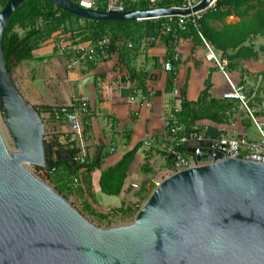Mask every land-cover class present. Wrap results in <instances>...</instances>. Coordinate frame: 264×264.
<instances>
[{
    "label": "water",
    "instance_id": "obj_1",
    "mask_svg": "<svg viewBox=\"0 0 264 264\" xmlns=\"http://www.w3.org/2000/svg\"><path fill=\"white\" fill-rule=\"evenodd\" d=\"M26 1L9 0L0 12V264H264V164L214 156L215 127L187 144L196 164L162 180L127 225L95 226L31 171L60 152L43 139L42 117L19 94L3 56L7 24ZM46 1L84 20L141 22L190 16L217 0L122 14Z\"/></svg>",
    "mask_w": 264,
    "mask_h": 264
},
{
    "label": "trees",
    "instance_id": "obj_2",
    "mask_svg": "<svg viewBox=\"0 0 264 264\" xmlns=\"http://www.w3.org/2000/svg\"><path fill=\"white\" fill-rule=\"evenodd\" d=\"M8 1L0 0L3 8ZM66 1L73 5L78 4L77 0ZM178 5L177 0H164L159 2L158 8H172ZM147 10H149V6L144 2L133 3L127 8V12ZM97 11L105 12L102 5ZM230 16H236L240 22L234 25L225 24V20ZM160 22L162 19L141 22L84 20L62 11L46 0H28L13 13L4 33L3 56L7 71L9 75H12L14 69L22 63L43 61L44 59L36 57L35 53L47 46L56 36L64 37L65 42H70L68 46L94 44L107 35L126 41H134L136 38L143 41L152 34L154 25ZM212 23H220L222 26L212 25ZM199 33L213 48L222 51L223 57L228 61V69L236 71L243 61H248L251 58L256 59L255 46L249 43L258 38L264 40V0H217L215 8L207 11L200 19L198 28L189 23L185 32L163 38L166 44H171L168 47V58L172 54V43L176 42L178 38H192L196 44L204 45ZM112 52H120V50L113 48ZM12 60L15 61L14 65H11ZM177 64L174 62V69L167 78L165 87L167 93L174 91ZM86 65H89L90 70L95 68L92 63ZM148 78V75L144 73L128 72V81L136 83L137 89L142 90L144 96L148 95L146 88ZM125 80L123 79V81ZM210 90L211 85L207 81L205 89L195 102L187 99V86L181 90V103L176 116L185 133L201 132L205 129V126L201 125L202 122H209L219 127L235 121L234 111L237 110L236 107L240 102L215 99L210 95ZM34 108L41 116L48 114L55 122L73 111L72 106L65 105H40ZM248 108L251 109L253 106L249 104ZM253 116L257 119L260 116L264 117V113L253 114ZM92 117L91 112V119ZM249 121L252 122V119L249 118ZM91 127L92 125L85 127V134L91 130ZM76 143L73 134L70 131H64L61 136L50 141L52 148L60 152V158L56 155L49 156L46 158L47 167L36 169L44 172L45 177L65 199L73 195L83 197L86 210L98 216L92 206L96 204L92 174L101 168V161L96 163L101 145L97 147L92 158L87 156L81 162L76 160L80 154ZM102 146L106 147L105 144ZM139 148V145H136L118 163L101 171L99 187L102 194L107 197H119L123 194L131 165ZM182 151L189 155L186 145L182 147ZM168 162L171 169L170 157H168ZM142 173L144 175L151 173L147 164L142 166ZM155 188V185H151L148 189L144 186L141 187L139 200L135 204L123 203L119 208L113 209L111 213L120 216L135 214ZM100 218L108 220L110 214H101Z\"/></svg>",
    "mask_w": 264,
    "mask_h": 264
},
{
    "label": "crops",
    "instance_id": "obj_3",
    "mask_svg": "<svg viewBox=\"0 0 264 264\" xmlns=\"http://www.w3.org/2000/svg\"><path fill=\"white\" fill-rule=\"evenodd\" d=\"M239 22L236 16H230L225 20L227 25ZM212 25L222 26L220 23ZM146 39L141 41L143 45L140 48L135 41H130L131 48H119L120 52H115L111 61L98 63L92 70L89 69V65H82L78 67L79 70L71 71L66 82L70 93L73 94L67 96L64 103H58V99L53 97L52 104H46L70 106L74 97L81 96H86L90 100L92 127L86 132L85 141L87 148H90L88 149L90 158L98 146L101 145L103 148V156L101 154L99 160L101 168L92 174L95 207L100 209L107 206L105 203L110 204L111 210L119 208L123 203L135 204L139 200L141 187L148 189L169 172L168 157L164 155L162 149L167 141L164 122L169 111L179 107L184 86H187V99L195 102L205 89L207 81L211 85L210 95L218 100H224L223 96L231 91V85L243 91L251 82L250 75L242 76L237 70L228 69V61L223 57L222 51L212 47L224 71H221L214 61L206 59L205 45L196 44L192 38H178L176 44L181 58L177 62V78L174 84V91L177 94L174 91L167 93L165 87L170 72L165 71L164 64L168 59V47L171 44H166L162 39L156 44L149 45ZM256 44L255 51H259V46L264 44V40L258 38ZM44 50L45 48L38 50L35 53L36 57L43 58ZM261 62L262 60L243 61V69L251 74L261 67ZM129 71L148 75L147 96L142 94V90L137 89L136 83L128 81ZM37 104L38 100H34L32 105ZM256 121L264 128L263 116ZM201 125L207 130L210 127H218L209 122H202ZM224 126L237 134L246 135L249 139L256 140L259 136L256 124L241 115ZM66 131L68 130L65 129ZM146 141L152 142L150 149L144 145ZM103 144L106 147L102 146ZM136 145L140 148L131 165L123 194L119 197H107L103 194L105 196L103 198L99 187L101 171L118 163ZM145 164L151 171L148 175L142 173V166ZM134 185L137 188H134Z\"/></svg>",
    "mask_w": 264,
    "mask_h": 264
},
{
    "label": "built area",
    "instance_id": "obj_4",
    "mask_svg": "<svg viewBox=\"0 0 264 264\" xmlns=\"http://www.w3.org/2000/svg\"><path fill=\"white\" fill-rule=\"evenodd\" d=\"M179 5L173 8L182 10H190L196 7L203 0H177ZM136 2H144L148 4L149 10L158 9L160 0H77V6L89 10L97 11L102 5L105 12L122 14L127 12V8ZM214 2L208 9L201 12L192 14L190 16L166 17L153 19L148 21H160L153 27V32L147 37L146 42L149 45L156 44L164 37L169 35H177L178 33L185 32L189 23H192L198 28V22L203 15L215 8ZM98 12V11H97ZM203 39L202 35L199 33ZM204 45L207 49L206 59L214 61L217 66L224 71V67L216 58L212 46L204 39ZM177 42L172 43V54L164 64L165 71L171 72L174 69V62L180 61V51L178 50ZM132 43L123 39L115 38L112 35L102 37L94 44H84L66 47L71 53L74 54L76 64H98L111 61L115 52L113 48L119 49L121 47L131 48ZM175 94L177 92L174 91ZM224 100L239 101L249 112L252 121L256 124L259 136L256 140L249 139L246 135L237 134L226 128V126L217 127V134L213 141L211 149L216 154H221L224 159H233L241 161H250L255 163L264 164V129L259 125L253 116V113L248 108V102L241 88L231 85V91L223 96ZM73 111L66 114L63 119L58 122L64 121L69 125L70 132L73 134L74 139L77 141L76 147L80 149V154L76 160L81 162L88 156V149L85 141V127L91 125V105L90 100L86 96L74 97L71 105ZM178 108L169 111L168 117L164 122V130L167 136V141L163 145V152L172 161V167L167 175L175 174L193 167L196 164L194 156L187 155L182 151L183 146L193 141L205 140V133L207 129L201 132L193 131L185 133L184 128L179 124L176 116ZM144 145L150 149L152 147L151 141H146ZM113 152V149H112ZM161 180L155 181L154 185L157 187ZM137 188V186H133Z\"/></svg>",
    "mask_w": 264,
    "mask_h": 264
},
{
    "label": "rangeland",
    "instance_id": "obj_5",
    "mask_svg": "<svg viewBox=\"0 0 264 264\" xmlns=\"http://www.w3.org/2000/svg\"><path fill=\"white\" fill-rule=\"evenodd\" d=\"M2 9L3 7L0 2V12L2 11ZM134 41L139 48L143 45V42H141L140 39L136 38ZM256 42L257 40L251 41L249 44L256 46ZM69 44L70 42L64 41V37L56 36L53 41H51L47 46L44 47L45 53L43 54V61L22 63L16 69H14L12 75H10V78L17 88L19 94L25 99V101H27L30 106L36 107L40 105L52 104L53 97L55 99H58V103H64L63 101L65 100V98L67 96L70 97L73 94L70 93V89L67 86L66 81L71 71H75L77 69L79 70L80 68L78 67L84 64H76L74 54L66 48ZM259 60H262V62L260 63L261 67L251 74H249L246 69H243V63L237 68L238 73L242 76H245L247 74L251 77V82L250 84H248V86H246V88H244L243 93L246 97L248 105L251 104L253 106V108H251L250 110L254 115H261L264 113V44L259 46V51H257L256 59L251 58L248 61L258 62ZM245 83L247 82H244V84ZM28 94H30L29 99ZM34 100H38L39 104H37L36 106L32 105L34 104ZM236 108L237 110L234 111L235 116L241 115L246 119L251 118L249 112L241 103L237 105ZM41 117L45 125V134L43 139L49 144L50 141L54 140L57 136H61L65 129L68 131L70 130L69 125H67L64 121L55 122L48 116V114H42ZM0 124H3L1 113ZM3 135L8 145L13 148V141L5 130H3ZM87 149L90 148L88 147ZM53 151L55 150L53 149ZM94 153L95 150L92 154V157L94 156ZM54 155L55 154H53L52 156ZM36 168L38 167H32L31 171L43 181L53 186L45 177L44 172L38 171ZM167 176H169V174H166L164 177L162 176L161 180H164ZM101 195L103 198L105 197L103 194ZM68 200L88 221L100 228H110L130 224L133 222L134 217L138 212L137 211L133 215L126 216L112 214L110 204L105 203V205L107 206H105V208L103 209L92 205L94 212L98 215L96 216L95 214L86 210L84 206L85 199L83 197L73 195L68 197ZM144 203L145 202H143V204ZM143 204L141 205V207L143 206ZM101 214H110V219L104 220L100 218Z\"/></svg>",
    "mask_w": 264,
    "mask_h": 264
},
{
    "label": "bare ground",
    "instance_id": "obj_6",
    "mask_svg": "<svg viewBox=\"0 0 264 264\" xmlns=\"http://www.w3.org/2000/svg\"><path fill=\"white\" fill-rule=\"evenodd\" d=\"M2 119V118H1Z\"/></svg>",
    "mask_w": 264,
    "mask_h": 264
}]
</instances>
